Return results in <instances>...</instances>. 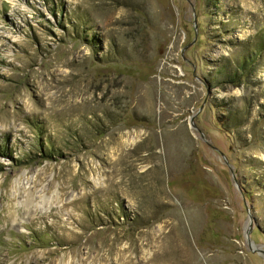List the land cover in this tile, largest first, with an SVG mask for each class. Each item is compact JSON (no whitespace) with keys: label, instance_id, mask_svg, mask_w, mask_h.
Returning <instances> with one entry per match:
<instances>
[{"label":"rangeland","instance_id":"374dc122","mask_svg":"<svg viewBox=\"0 0 264 264\" xmlns=\"http://www.w3.org/2000/svg\"><path fill=\"white\" fill-rule=\"evenodd\" d=\"M264 0H0V264H264Z\"/></svg>","mask_w":264,"mask_h":264},{"label":"water","instance_id":"95a60500","mask_svg":"<svg viewBox=\"0 0 264 264\" xmlns=\"http://www.w3.org/2000/svg\"><path fill=\"white\" fill-rule=\"evenodd\" d=\"M256 251L261 252V253H263V255H264V250H263V249L258 248V249H256Z\"/></svg>","mask_w":264,"mask_h":264}]
</instances>
